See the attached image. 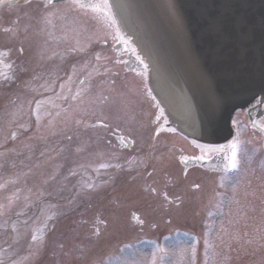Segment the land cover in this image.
<instances>
[{
  "label": "rangeland",
  "instance_id": "obj_1",
  "mask_svg": "<svg viewBox=\"0 0 264 264\" xmlns=\"http://www.w3.org/2000/svg\"><path fill=\"white\" fill-rule=\"evenodd\" d=\"M107 5L0 0V264H264V113L188 140Z\"/></svg>",
  "mask_w": 264,
  "mask_h": 264
},
{
  "label": "water",
  "instance_id": "obj_2",
  "mask_svg": "<svg viewBox=\"0 0 264 264\" xmlns=\"http://www.w3.org/2000/svg\"><path fill=\"white\" fill-rule=\"evenodd\" d=\"M108 2L169 124L191 140L224 143L232 112L264 100V0Z\"/></svg>",
  "mask_w": 264,
  "mask_h": 264
},
{
  "label": "flooded vegetation",
  "instance_id": "obj_3",
  "mask_svg": "<svg viewBox=\"0 0 264 264\" xmlns=\"http://www.w3.org/2000/svg\"><path fill=\"white\" fill-rule=\"evenodd\" d=\"M84 3L85 2H87V4H89L90 6L91 5H96V4H102V2L104 1V0H82ZM110 8V7H109ZM111 10V9H110ZM106 13L108 14V12H107V10H106ZM120 33V35L122 36L121 38H120V43H119V47H120V50H119V52L121 51V52H123V54L124 55H126V56H130V58L131 57H133V58H131L130 59V61H128V60H126L125 61V66H126V68L127 67H129V69L131 70L136 64V59H135V57L134 56H132L130 53H132V48L133 47H130V46H127L126 45V39H127V37L124 35V33L122 32V31H118V34ZM125 37V38H124ZM110 39H111V37H110ZM123 39V40H122ZM101 45H102V50L104 51V52H107V51H109V49L107 48L108 46H106V45H108V41L107 40H102V41H100L99 42ZM115 62H118V61H115ZM121 62V63H120ZM119 64H120V66L123 64L122 63V61L121 60H119V62H118ZM125 69V68H124ZM259 102V99H257V100H253L252 101V103H250L247 107H246V111H247V114H249L251 117H256V119H257V122H259L258 121V118L259 117H261L262 115H263V113H264V103L262 104V105H260V107L259 108H257V103ZM250 106H252V107H255L254 109H252L251 111H250ZM254 110V114H252V111ZM158 114V113H157ZM157 114L156 115H154L153 116V118H157ZM158 116H160V114L158 115ZM161 116H162V114H161ZM257 124V123H256ZM101 126H103V127H106V124L105 123H101L100 124ZM258 125V127H260V125L259 124H257ZM261 129H262V127H260ZM116 131H117V129L116 128H114ZM260 129V130H261ZM109 132L110 134H111V136L117 141V143L120 145V146H126V145H131L132 144V140H130V138L129 137H127V136H123L120 132ZM118 136V137H117ZM216 156V155H215ZM217 159V158H216ZM210 163H213V162H210ZM209 163V164H210ZM221 164V166H220V168L222 169L223 168V164H222V162L220 163ZM206 165H208V162L206 163Z\"/></svg>",
  "mask_w": 264,
  "mask_h": 264
},
{
  "label": "snow or ice",
  "instance_id": "obj_4",
  "mask_svg": "<svg viewBox=\"0 0 264 264\" xmlns=\"http://www.w3.org/2000/svg\"><path fill=\"white\" fill-rule=\"evenodd\" d=\"M48 3H52L53 0H47ZM81 7H83L84 5H80ZM93 11H100L102 9H106L108 7L107 5V0H105V2L103 4H96V5H91ZM262 131H264V128H262ZM13 138H15L14 134H13ZM231 149V157L229 160V167L232 169H237L238 165H239V160H238V146L236 142H233L232 144H230L228 146ZM207 151L209 153L212 152H220V151H224L223 148H214V147H209L207 149ZM203 158V157H201ZM33 239H35V237H33Z\"/></svg>",
  "mask_w": 264,
  "mask_h": 264
},
{
  "label": "bare ground",
  "instance_id": "obj_5",
  "mask_svg": "<svg viewBox=\"0 0 264 264\" xmlns=\"http://www.w3.org/2000/svg\"><path fill=\"white\" fill-rule=\"evenodd\" d=\"M250 103H252V102H250ZM249 103V104H250ZM264 103V101H260L259 100V102L257 103V108H259L260 107V105H262ZM251 105V104H250ZM255 107H252V106H250V111L252 110V109H254ZM237 110V108L233 111V113L235 112ZM255 112H254V110L252 111V114H254Z\"/></svg>",
  "mask_w": 264,
  "mask_h": 264
}]
</instances>
